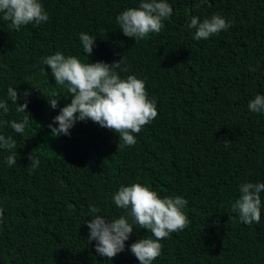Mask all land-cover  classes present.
I'll list each match as a JSON object with an SVG mask.
<instances>
[{
    "label": "trees",
    "instance_id": "1",
    "mask_svg": "<svg viewBox=\"0 0 264 264\" xmlns=\"http://www.w3.org/2000/svg\"><path fill=\"white\" fill-rule=\"evenodd\" d=\"M140 2L41 0L49 20L19 31L0 18V100L8 101L13 87L23 105L28 92L30 115L10 100L0 115V134L17 140L14 149H0V264H139L130 245L150 232L134 225L125 250L109 260L96 253L85 223L96 215L90 205L108 219L125 215L112 197L134 183L188 201V227L160 241L153 264H264V193L259 224L245 225L231 210L242 183L264 182V114L248 108L264 95V0H167L173 13L165 27L135 40L116 17ZM213 14L231 27L195 40L191 17ZM81 32L97 38L88 59ZM58 51L85 63L124 56L121 77L145 82L158 115L134 134V146L91 120L78 121L70 135H52L48 125L71 102L43 63ZM53 93L61 96L56 109L46 97ZM24 119V133L15 134L8 122ZM12 153L17 165L9 167ZM30 154L40 160L34 171Z\"/></svg>",
    "mask_w": 264,
    "mask_h": 264
},
{
    "label": "clouds",
    "instance_id": "2",
    "mask_svg": "<svg viewBox=\"0 0 264 264\" xmlns=\"http://www.w3.org/2000/svg\"><path fill=\"white\" fill-rule=\"evenodd\" d=\"M197 4L195 7H199ZM173 13L167 0H141L138 7L122 11L116 21L124 36L135 40H142L150 33H160ZM0 18L9 23V28L19 31L22 26L29 24L40 25L49 20V14L41 0H0ZM232 25L220 14H213L202 21L198 16H192L187 24L188 30H195L194 39L208 40L221 31L228 30ZM79 40L87 59L92 55L96 37L81 32ZM43 63L51 69L55 84L67 86L71 102L60 109L53 124H49L52 135H70V130L78 121L91 120L102 128L119 134L122 146L131 147L136 144L134 134H139L143 127L149 125L157 117L156 101L149 99L145 82L135 75L122 78L120 72H127L124 56L112 64L105 62L85 63L76 56H65L56 52L43 58ZM256 71L255 68L250 69ZM24 92L25 103L18 104V92L13 87L7 89L8 101L16 105L18 113L25 114L28 108L27 97ZM52 109H56L60 95L53 93L46 96ZM67 98V97H64ZM0 100V115L9 112V103ZM248 108L253 113L264 114V95L257 94L249 101ZM29 119L21 122L12 120L8 126L15 134H23ZM17 140L9 135L0 134V149L12 150ZM229 143V142H225ZM16 153L9 155L5 161L7 166L17 165ZM33 171L40 166V160L29 155ZM264 182H244L239 186V198L231 204V210L238 213V218L245 225L259 224L261 221ZM117 208L125 210V215L108 219L99 215V206L90 205L92 220L87 223L89 241H96L95 251L109 260L125 250V242L133 233L134 225L146 230L151 236L139 239L130 245L131 253L139 264H153L161 255L163 244L160 242L169 238L170 234L182 231L188 227L190 221L184 209L188 201L182 196L161 197L152 190L150 185L134 183L121 186L112 197ZM4 220V209L0 208V223Z\"/></svg>",
    "mask_w": 264,
    "mask_h": 264
}]
</instances>
